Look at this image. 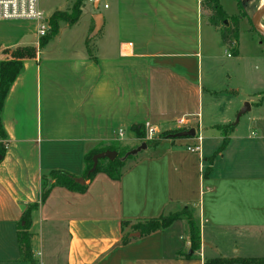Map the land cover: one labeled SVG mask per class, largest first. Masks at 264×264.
<instances>
[{"label":"crops","instance_id":"obj_1","mask_svg":"<svg viewBox=\"0 0 264 264\" xmlns=\"http://www.w3.org/2000/svg\"><path fill=\"white\" fill-rule=\"evenodd\" d=\"M102 1L86 0L85 7L92 2L97 11L81 27L77 46L61 38L65 27H79L81 17L73 26L61 24L43 47L35 21H0V59L7 49L37 48L2 113L9 141L0 160V263L27 264L20 259L17 224L29 204L40 200L42 174L62 169L83 176L84 157L93 147L138 142L135 124L155 133L195 128L197 134L161 139L127 161L120 179L99 172L83 192L53 187L32 213L36 264H204L217 257H264V125L252 116L253 123L240 128L243 114L237 123L235 117L241 105L233 109V99L221 111L211 97V114L204 116L205 91L218 93L212 78L204 85L203 39L213 41L204 32L206 0H105L99 11ZM57 3L39 1L43 10ZM57 10L64 9L49 17ZM98 13L103 23L94 33ZM207 58L215 59L212 53ZM229 124V141L216 154L224 138L218 126ZM206 129L209 134H202ZM199 134L200 150H189L199 144ZM185 206L201 231V247L192 256L186 220L147 235L134 230L139 220Z\"/></svg>","mask_w":264,"mask_h":264},{"label":"trees","instance_id":"obj_2","mask_svg":"<svg viewBox=\"0 0 264 264\" xmlns=\"http://www.w3.org/2000/svg\"><path fill=\"white\" fill-rule=\"evenodd\" d=\"M206 7L211 10V13L207 15V19L211 25L216 27L222 37L223 43L232 48L235 53H238V35H239V23L241 18L247 17L246 9L248 7L247 0H236L240 14L238 16H229L223 9L220 0H206ZM86 0H74L72 6L67 10H57L50 16L51 31L39 39V47H43L50 40H52L59 32L62 23H66L73 26L77 23L83 13ZM259 7V6H258ZM264 25V19L262 20ZM253 26V25H252ZM254 28V27H253ZM255 30V29H254ZM263 38V37H262ZM264 39V38H263ZM91 52V48L89 49ZM8 56L4 59H0V153L5 155L6 147L9 141V135L4 127L2 120V113L5 106L6 97L10 91V88L16 78L24 70V62L27 59H31L37 56V48L32 45L18 46L14 49H7L4 51ZM223 133V142L216 152L221 153L226 147L229 141V135L233 131V125H219L218 126ZM132 129L134 130L137 138L141 142H147L149 146L157 145L161 139L168 137L169 134L178 132L179 130L164 131L159 138L148 139L147 130L144 124H135ZM118 142L111 143L109 145L98 144L90 149L85 157V177L86 182H89L99 172H105L113 179H120L123 169L129 158L134 157L131 155L125 157L126 153L131 150H119ZM105 150H116L118 152L117 157L114 160L108 158L100 159L95 172L88 174V171L93 165V156L99 152ZM213 157L211 158V160ZM209 172V170H208ZM75 174H72L66 170L55 169L47 173H43L41 176V192L40 200L37 203L29 204L21 220L18 222L17 238L20 251V259L27 264H36L34 259V252L32 248V231L31 226L33 222V211L38 209L40 204L43 203L48 197L51 189L55 186H64L70 190L83 192L87 188V183L80 184L75 181ZM193 211L190 207L185 206L180 210L162 214L159 217L139 220L133 227L134 230H139L143 235L150 234L157 230H164L172 225L177 220H186L189 228V239L191 242V249L193 253L198 251L201 247V231L199 222H197L192 215L187 213ZM128 240L127 236H124L123 242ZM189 255V254H188ZM264 264V257L249 258V257H217L209 258L204 261V264Z\"/></svg>","mask_w":264,"mask_h":264},{"label":"rangeland","instance_id":"obj_3","mask_svg":"<svg viewBox=\"0 0 264 264\" xmlns=\"http://www.w3.org/2000/svg\"><path fill=\"white\" fill-rule=\"evenodd\" d=\"M42 3L51 2L55 0H39ZM58 2L54 6L45 7L44 11L47 16L51 14L52 11L56 9L67 10L73 4V0H56ZM104 2L102 1L99 11H104ZM207 2V1H206ZM220 3L229 16H238L240 10L236 0H220ZM261 4V0H252L248 2V7L246 9L247 17L241 18L239 23V35H238V53H235L232 48L222 43L221 35L218 29L209 25L207 15L211 13V10L206 6L204 8V21L208 22V25L204 26L205 35L207 31L212 34V42L210 37L207 35L203 39V61H204V85L206 87L210 86L209 80L212 78L215 81L216 89L218 93L214 96L210 94L207 90L204 95V116L209 117L211 111L210 98L212 97L214 103L219 106L221 111H224L227 106L228 101L233 99L230 105L233 109H236V105H241V108L244 106L245 102H250L252 109L248 110L241 117V122L239 123L240 128L246 126V124H252L253 122L249 119L253 116L261 125H264V39L254 30L252 26V18L258 6ZM207 5V4H206ZM95 7L92 2H88L87 6L84 8L81 15V20L79 21V27L73 31L68 32V27H63L65 33L63 34L61 40L62 42H74V46H77V40L79 32L82 26L85 25V22L93 17L95 14ZM64 24V23H62ZM65 26V25H64ZM109 42V36L107 37ZM64 48V46H61ZM212 53L215 57L214 61L208 59V55ZM8 56V55H7ZM214 62V64H212ZM212 64V68H211ZM210 78V79H209ZM226 87H233L236 89V93L229 94L226 90ZM243 101V102H242ZM242 102V103H241ZM261 103V104H258ZM263 105V106H262ZM229 107V108H231ZM209 114V115H208ZM236 118V117H235ZM234 118V120H235ZM147 138H159L164 132H153V135L150 133V129L146 127ZM170 131V130H165ZM202 132V130H201ZM208 135L209 129H206L202 134ZM140 141L130 142V141H119L117 143L119 150L125 151L130 148H135L139 146ZM210 142L206 140L205 146L209 147ZM154 146H149L148 150H152ZM146 150H142L134 157L129 158L130 161L133 158L143 154ZM197 221L194 211H191L190 214L187 213ZM6 264V263H0Z\"/></svg>","mask_w":264,"mask_h":264},{"label":"built area","instance_id":"obj_4","mask_svg":"<svg viewBox=\"0 0 264 264\" xmlns=\"http://www.w3.org/2000/svg\"><path fill=\"white\" fill-rule=\"evenodd\" d=\"M12 20L35 21L37 23L36 33L39 39L51 31L50 17L41 8L39 0H0V21ZM179 122L185 124V118H181ZM150 133L153 135L152 129H150ZM123 136L124 133L120 131L118 137L121 139ZM198 140V145L190 146L188 149L191 151H199L202 141L201 134L198 135Z\"/></svg>","mask_w":264,"mask_h":264},{"label":"water","instance_id":"obj_5","mask_svg":"<svg viewBox=\"0 0 264 264\" xmlns=\"http://www.w3.org/2000/svg\"><path fill=\"white\" fill-rule=\"evenodd\" d=\"M247 1H252V0H247ZM94 19L96 22L94 33H97L99 31V29L102 27V23H103L102 15L100 13H98L94 16ZM263 19H264V3H261L253 15L252 25H253L255 31H257V33L261 37L264 38V25L262 23ZM250 109H251L250 102H245L244 106L241 108V110L238 112V114L236 116V123L239 121L241 115L246 113ZM196 134H197V131L195 128H189V129H185V130H179L178 132H175V133H171L168 135V137L169 138L194 137V136H196ZM147 148H148L147 142H145V141L141 142L139 144V146H136L135 148H132L131 150H129L126 153L125 157L127 158L131 155H136L139 152H141L142 150H146ZM117 155H118V152L116 150H105V151H102V152L95 154L93 156V165L90 168V170L88 171V174L96 171L100 159L108 158L110 160H114L117 157ZM1 159H2V154L0 153V160ZM75 181L80 183V184L86 183V179L83 176L75 177ZM139 234H140V232H139ZM190 252L192 253L193 251L191 250Z\"/></svg>","mask_w":264,"mask_h":264},{"label":"bare ground","instance_id":"obj_6","mask_svg":"<svg viewBox=\"0 0 264 264\" xmlns=\"http://www.w3.org/2000/svg\"><path fill=\"white\" fill-rule=\"evenodd\" d=\"M261 3H264V0H261Z\"/></svg>","mask_w":264,"mask_h":264}]
</instances>
